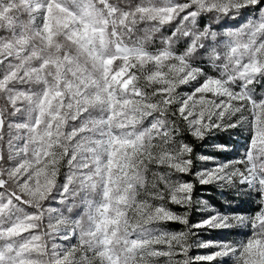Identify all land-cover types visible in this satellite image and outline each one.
<instances>
[{
	"label": "rangeland",
	"instance_id": "374dc122",
	"mask_svg": "<svg viewBox=\"0 0 264 264\" xmlns=\"http://www.w3.org/2000/svg\"><path fill=\"white\" fill-rule=\"evenodd\" d=\"M194 1L227 11L261 0ZM23 2L30 33L14 19L15 41L0 47L15 60L0 78L14 109L4 137L0 115V172L33 207L5 223L0 201V264H264V98L254 102L244 85L206 78L179 56L124 47L116 34L110 41L108 4L103 14L88 0ZM173 9L155 17L166 20ZM260 18L245 51L231 52L239 79L264 63V7ZM58 36L71 53L46 63ZM113 60L119 70L110 72ZM50 63V75H40ZM19 74L30 84L25 92L8 89ZM156 107L174 111L208 153L193 156L166 131L144 139L122 127V118ZM144 169L147 180H135ZM197 186L241 197L258 191L262 209L253 217L220 213ZM165 223L183 227L152 228Z\"/></svg>",
	"mask_w": 264,
	"mask_h": 264
},
{
	"label": "trees",
	"instance_id": "16d2710c",
	"mask_svg": "<svg viewBox=\"0 0 264 264\" xmlns=\"http://www.w3.org/2000/svg\"><path fill=\"white\" fill-rule=\"evenodd\" d=\"M88 1L96 9H102L98 11L100 13L104 14L103 4H108L114 10L113 21L108 20L107 31L110 37L111 34H116L124 47L140 48L144 52L153 54L168 52L179 56L190 65L197 67L206 78L223 80L230 87H232L231 79L239 86L244 85L243 93L254 102L258 103L264 98V63L250 79H239L233 72L235 62L231 54L232 50L245 51L248 44L244 40L245 34L257 30L264 0L227 11L205 10L194 0H106V3L102 0ZM164 7L174 8L170 17L166 20L155 17V11ZM14 19H18L24 31L30 33L31 18L23 0H0V47L16 39L17 28L12 22ZM56 39H58L57 45L49 48L48 57L45 58L46 63L51 62L49 58L65 57L71 53L72 46L69 42L58 36L54 39V43ZM111 39L113 36L110 41ZM13 61L15 60L7 58L0 51V78L5 77L12 69ZM40 61L38 59V66ZM118 61L120 62L113 60L110 72L119 70ZM135 66L129 68L128 76L136 73ZM53 69V63L46 64L40 75H46L47 78ZM19 75L11 78L7 84L8 89L25 92L29 90L30 84L21 78V74ZM31 86L37 88L40 84L34 82ZM13 112L14 109L10 107L6 97L0 93L2 137L8 134ZM120 123L123 128L134 131L135 135L144 139L152 137L153 130H157L160 134L166 131L172 136L176 135L181 143L190 147L193 156L208 153L201 148L204 145H198L189 136L186 126L178 115L167 108L146 109L132 121L122 118ZM229 147L233 153L235 146L229 145ZM2 161L4 162V159ZM0 173V181L3 182V186L0 187V201H6V213H8L5 223L18 222L28 216L27 210H31L33 206L30 204V199L16 189L7 174L4 171ZM147 173L146 169L138 171L135 180H147ZM211 189L209 186H197L195 194L205 198L220 213L253 217L262 209V195L258 191H250L245 197H241L217 189L213 194ZM7 194L10 195L8 199ZM21 200L25 203L22 204ZM194 223L193 220L188 222L189 225ZM182 227L178 223L152 226L153 230L159 229L162 233L173 234L180 232ZM4 247L5 245L0 244V249Z\"/></svg>",
	"mask_w": 264,
	"mask_h": 264
}]
</instances>
